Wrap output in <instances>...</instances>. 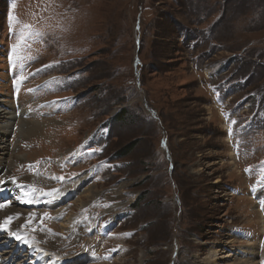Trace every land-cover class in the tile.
Here are the masks:
<instances>
[{
	"label": "rangeland",
	"instance_id": "obj_1",
	"mask_svg": "<svg viewBox=\"0 0 264 264\" xmlns=\"http://www.w3.org/2000/svg\"><path fill=\"white\" fill-rule=\"evenodd\" d=\"M19 58L36 81L11 75ZM1 99L2 176L34 197L0 211L49 227L62 259L264 264V0H0Z\"/></svg>",
	"mask_w": 264,
	"mask_h": 264
},
{
	"label": "bare ground",
	"instance_id": "obj_2",
	"mask_svg": "<svg viewBox=\"0 0 264 264\" xmlns=\"http://www.w3.org/2000/svg\"><path fill=\"white\" fill-rule=\"evenodd\" d=\"M4 101L3 99L0 100V107L3 106L1 105V102ZM6 111H3L2 113L5 114L4 118L5 120L8 119L10 120V116H13V113L10 111V108H7L5 109ZM1 117V116H0ZM9 117V118H8ZM48 120V119H47ZM3 122V123H2ZM4 122L6 123V126L9 127L10 126V122H6V121H1L0 120V123H2V125L4 124ZM40 123H36L32 120H25V121H21V125H19L18 127V131L20 132V135L22 136H34L35 134L39 133L38 131L40 130V126H39ZM3 132L4 131H0V149L3 148L2 144H4V142L1 143L2 139H3ZM1 153V152H0ZM4 155V154H2ZM6 162V160H2L1 159V155H0V166L2 165V168L3 166L5 165L4 163ZM1 175H0V178H1V182L2 184H5L7 187H3L2 185H0V207L3 205V204H9V201H8V198H9V195L11 194V190H14L16 191L17 193L20 192L17 196H18V199H17V202L19 203V200L21 202H23L24 204L28 203L27 200L24 199L25 196H28L30 199H32L34 196L31 195L33 194L31 191L30 193L28 191H22L21 192V187H23L26 183H24V179L21 180V179H17V182L12 179V180H7V179H4L5 177L2 176V173L3 175L6 176V173H7V169L6 168H3V172L2 170L0 171ZM36 174L33 175L32 178L29 179V181H31L32 183L36 184L37 181H38V178L36 179ZM7 177V176H6ZM76 179V183L78 184V186L76 187H73L71 189H66L65 186L66 185H61L60 187V191L62 192H67L66 193V196H65V201L67 199H70L72 198L70 196V193H76V189L77 188H80L79 191H81V189L83 188V186L86 185L87 181H86V178L83 177V175H79L78 177H75L71 180H69L67 182V184L71 183L73 184L74 181ZM40 180V178H39ZM10 182L11 181V184L7 183V182ZM41 184V183H40ZM44 184H48L47 182H45ZM49 185V184H48ZM25 188H27L25 186ZM86 189V188H85ZM88 192H92L91 190L87 189ZM86 192V193H83L84 195H89V193ZM6 195V197H5ZM61 197V196H60ZM87 197V196H86ZM80 200V199H79ZM32 201V200H31ZM57 201V200H56ZM48 202V201H46ZM81 202V201H80ZM52 205V204H51ZM8 206V205H7ZM16 207V206H15ZM52 207V206H51ZM1 209V208H0ZM68 208L67 206L65 207H62L61 205L58 207L57 211L55 212L56 213V218L54 221H58V220H61L62 217H63V213L66 214ZM8 212V213H6ZM4 210V212L1 210L0 211V232L4 233L6 235V238L10 239V240H14L15 241V245H18V247H16V252L17 251H27L30 253V254H34V256L32 257L33 258V261L36 262L37 264H74V263H78V260L79 258H83L86 262L91 260L93 262H97V258L95 256H91L90 254H88L87 252L85 253H81L80 255L76 256L73 260L71 259H68V260H65V259H62L61 257L62 256H66V255H62L60 253H58V251L53 247V245L49 242V239H53V236L50 235V231L47 232V231H43L41 230L40 228H46L48 229L49 227H44L43 225L41 224H37L35 222H33L34 219H28L26 218L25 216V212L22 210L21 207H19V209H14V208H11L9 209L8 211ZM30 217V216H28ZM82 217V216H81ZM10 218V219H9ZM64 220L66 219V223L68 224V218H63ZM81 219V218H80ZM72 219H70L71 221ZM54 221H51L49 219L48 221V224L49 226L53 225L52 222ZM83 222V220L81 221V223ZM71 223V222H70ZM73 223V222H72ZM88 223V222H87ZM64 223L62 222L61 224V227L64 228ZM75 224V223H74ZM89 224V223H88ZM87 224V226H88ZM35 226H38V227H35ZM40 226V228H39ZM86 226V228H87ZM69 227V226H68ZM66 228V227H65ZM76 228V227H75ZM81 228V227H80ZM85 228V229H86ZM74 229V228H73ZM82 229V228H81ZM85 229H82V230H85ZM61 234V233H60ZM240 234V233H239ZM54 235H57V234H54ZM59 235V234H58ZM74 235V234H73ZM92 236V234H91ZM90 240V238H89ZM2 245H0L1 247ZM59 247V246H58ZM70 247V246H69ZM260 247V246H259ZM245 248V247H244ZM248 248V247H247ZM264 248V247H262ZM56 250L57 252L56 253H50L49 250ZM59 249V248H58ZM80 249V248H79ZM49 251V253L46 252ZM67 250V249H66ZM69 250V249H68ZM75 250V249H74ZM89 250L88 248H84L82 249L81 251H79L78 253L80 252H83V251H87ZM242 250V249H240ZM263 250V249H262ZM73 251V250H72ZM77 251V250H76ZM77 253V252H75ZM247 253V252H246ZM251 253V252H250ZM259 253V252H258ZM225 254V253H224ZM243 258H245V251H240L239 253ZM253 255L256 254V252L254 253H251ZM236 255V254H234ZM259 255V254H258ZM68 256H71V255H67L66 257ZM73 256V255H72ZM14 255L12 253L11 250H9L8 252H4L3 250L0 249V264H6L5 261H7V264H13V263H10V262H14ZM64 257V258H66ZM226 257V256H225ZM253 257V256H252ZM251 257V259H252ZM261 257V256H259ZM70 258V257H69ZM216 253H214V251H209L207 253V255L205 256V262H213L214 259H216ZM239 258V257H238ZM263 258V257H262ZM213 259L212 261H207V260H211ZM234 260V259H233ZM239 260V259H238ZM263 260V259H262ZM230 262V261H229ZM243 263H246L245 261H241ZM239 261V263L237 264H240L241 263ZM17 264V263H16ZM22 264V263H20ZM247 264L248 261H247ZM251 264H254V263H251ZM262 264V263H261Z\"/></svg>",
	"mask_w": 264,
	"mask_h": 264
},
{
	"label": "trees",
	"instance_id": "obj_3",
	"mask_svg": "<svg viewBox=\"0 0 264 264\" xmlns=\"http://www.w3.org/2000/svg\"><path fill=\"white\" fill-rule=\"evenodd\" d=\"M123 109H121V110H119L118 112H117V114H116V116L117 117H119V116H123ZM131 145V144H130ZM130 145H129V147H130ZM130 152V150H128L127 152H123V153H121V154H116V157H114V155H111V158L113 159H116L117 160V158H121L122 157V155H123V157H125L128 153ZM120 162V161H119Z\"/></svg>",
	"mask_w": 264,
	"mask_h": 264
},
{
	"label": "snow or ice",
	"instance_id": "obj_4",
	"mask_svg": "<svg viewBox=\"0 0 264 264\" xmlns=\"http://www.w3.org/2000/svg\"><path fill=\"white\" fill-rule=\"evenodd\" d=\"M10 219V218H9Z\"/></svg>",
	"mask_w": 264,
	"mask_h": 264
}]
</instances>
